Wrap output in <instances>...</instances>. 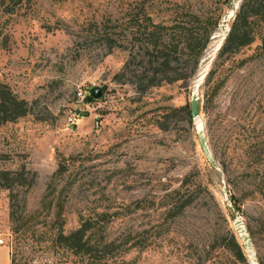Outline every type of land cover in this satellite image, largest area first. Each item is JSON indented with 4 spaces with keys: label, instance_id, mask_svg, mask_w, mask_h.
Masks as SVG:
<instances>
[{
    "label": "rangeland",
    "instance_id": "374dc122",
    "mask_svg": "<svg viewBox=\"0 0 264 264\" xmlns=\"http://www.w3.org/2000/svg\"><path fill=\"white\" fill-rule=\"evenodd\" d=\"M239 3L0 0V81L29 106L0 122V170H9L0 175V264H8L7 249L15 264H78L53 232L61 221L65 230L77 226L80 217L96 222L100 239L116 238L101 264H264V22L251 43L218 55ZM139 10L158 22L182 10L193 22L185 41L196 48L162 33L176 45L171 76L189 72L210 22L188 83L158 77L140 87L152 47L126 20ZM104 18L111 20L93 21ZM198 78L193 118L185 109ZM92 85L102 93L85 100ZM198 121L217 166L199 145ZM185 196L191 202L182 211L168 209Z\"/></svg>",
    "mask_w": 264,
    "mask_h": 264
},
{
    "label": "trees",
    "instance_id": "16d2710c",
    "mask_svg": "<svg viewBox=\"0 0 264 264\" xmlns=\"http://www.w3.org/2000/svg\"><path fill=\"white\" fill-rule=\"evenodd\" d=\"M20 1V0H17ZM235 13L230 23L229 31L227 32L221 47L219 48L218 55L229 54L235 51H238L243 46L251 43L255 38V29L261 23L264 22V0H240L238 7L235 9ZM8 11V10H7ZM143 12V10H142ZM127 19L131 27L135 28V31L138 30L139 36H143L144 40H140L145 44L149 43L152 47L151 56L149 58L148 68L138 76V82L140 87H144L145 83H153L158 77L160 80L166 79L171 82L173 80L181 79L183 82L188 83L190 77L196 69V65L199 61V57L202 49L207 43V39L210 36V28L207 27L205 22L202 27L205 29L203 38L198 42L199 46L195 52L191 55L192 66L189 72L185 74H180L176 69L177 75L171 76V73H174V67L172 65L173 61V52L176 49L169 45V40L163 38L162 33L169 38L173 39L174 35L178 36L180 39H184V43L179 42L182 45V48L194 47L197 45L191 44V42L185 41V37H189L188 29L190 28V23L188 22L182 14L174 11L175 15L170 22H158L154 21L149 12L144 11L141 13L140 10L137 12H129ZM192 13V12H191ZM194 16V14H193ZM117 19V18H116ZM130 19L132 22H130ZM111 19H102V20H93L94 22H106ZM118 20V19H117ZM161 33V35H160ZM191 37V36H190ZM262 51L264 53V37L261 38ZM196 43V42H195ZM194 45V46H193ZM190 49V48H189ZM192 51V49H190ZM156 52V54H154ZM126 63L123 67L125 68ZM213 70H210L206 81L211 78ZM143 85V86H142ZM29 106L26 99L18 96L8 84L0 81V122L12 121L17 118L25 115L28 112ZM187 115H190V110L185 109ZM59 167L53 172L55 175L59 171ZM9 170L1 169L0 175L8 177ZM191 202L189 196H185L182 202L175 206L170 204L172 209L176 207V211L180 212L184 207H186ZM10 212L9 216L12 221V230L17 231L19 224V218L15 216V210L13 209L12 202L10 203ZM237 208V207H236ZM18 221V222H17ZM63 222L61 221L55 231L53 232V241L69 250L74 256L78 258V264H101V258L105 257L109 252H111L116 247V238H104L100 239V230L96 222L89 217H80L79 223L77 226L65 230L63 228ZM231 242L233 249L236 252V255L240 258H244L242 246L231 235ZM128 249V248H127ZM127 249L119 252V255L126 252ZM10 264H15L14 252H10ZM262 264V263H261Z\"/></svg>",
    "mask_w": 264,
    "mask_h": 264
},
{
    "label": "water",
    "instance_id": "95a60500",
    "mask_svg": "<svg viewBox=\"0 0 264 264\" xmlns=\"http://www.w3.org/2000/svg\"><path fill=\"white\" fill-rule=\"evenodd\" d=\"M232 12L234 13V11ZM200 83H201V79L198 78V80L193 82L192 84V91H191V96L189 99V110H190V115L193 118H198V115L200 112V98H199V93H198ZM101 93H102V90L98 85H92L89 87L88 92L85 94V100H89L91 97H99ZM87 113L88 112H86V114ZM196 132L198 136L199 145L204 155L206 156L208 162L213 166H217V162L214 156L212 155V152L207 143V139L204 133L203 126L199 121L197 122ZM233 210H236V209L233 207ZM234 226L238 234L241 236L244 246L247 248H251L252 243H251V239L248 234L247 228L242 224V221L239 218L234 219ZM251 258H255L253 254H251Z\"/></svg>",
    "mask_w": 264,
    "mask_h": 264
},
{
    "label": "built area",
    "instance_id": "2783aa9c",
    "mask_svg": "<svg viewBox=\"0 0 264 264\" xmlns=\"http://www.w3.org/2000/svg\"><path fill=\"white\" fill-rule=\"evenodd\" d=\"M81 93V92H80ZM79 115V113H73V114H71V115H68L67 116V120H68V122H70V123H75V120H76V118H77V116Z\"/></svg>",
    "mask_w": 264,
    "mask_h": 264
},
{
    "label": "crops",
    "instance_id": "0c3cea01",
    "mask_svg": "<svg viewBox=\"0 0 264 264\" xmlns=\"http://www.w3.org/2000/svg\"><path fill=\"white\" fill-rule=\"evenodd\" d=\"M9 252H8V249L6 251V260H7V263L9 264L10 263V257H9Z\"/></svg>",
    "mask_w": 264,
    "mask_h": 264
}]
</instances>
